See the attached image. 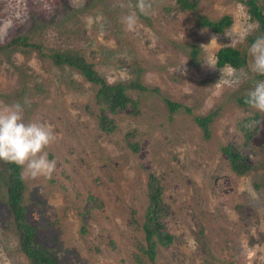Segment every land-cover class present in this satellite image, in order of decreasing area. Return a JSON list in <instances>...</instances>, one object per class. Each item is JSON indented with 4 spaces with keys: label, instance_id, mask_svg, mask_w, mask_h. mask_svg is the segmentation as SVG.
Masks as SVG:
<instances>
[{
    "label": "rangeland",
    "instance_id": "obj_1",
    "mask_svg": "<svg viewBox=\"0 0 264 264\" xmlns=\"http://www.w3.org/2000/svg\"><path fill=\"white\" fill-rule=\"evenodd\" d=\"M136 3L0 0V42L26 33L44 53L82 54L108 82L136 79L158 90H129L138 99L137 113L116 111L113 130L104 131L97 125L93 86L77 69L33 49L0 50V102H20L25 121L48 123L57 136L46 149L56 161L51 177L22 178L26 218L59 264H264V187L252 186L264 178V113L236 102L264 80L248 69L253 41L241 39L245 33L256 37L258 28L237 0H199L207 16H231L223 33L198 27L191 11L178 10L174 0H151L148 15ZM133 11L138 23L127 31L122 18ZM191 43L201 47L196 64L189 62ZM222 44H240L246 67L209 66ZM162 97L181 106L168 111ZM208 112L213 115L204 136L193 115ZM254 112L255 118L244 120ZM239 125L256 129L246 144ZM127 130L134 150L127 146ZM226 142L245 152L247 172L228 167L220 150ZM147 172L160 180L170 209L164 222L173 234L169 245L156 247L153 262L134 258L142 234L130 215L142 213ZM89 195L101 203L84 213L80 231L79 213ZM0 264H27L2 178Z\"/></svg>",
    "mask_w": 264,
    "mask_h": 264
},
{
    "label": "trees",
    "instance_id": "obj_2",
    "mask_svg": "<svg viewBox=\"0 0 264 264\" xmlns=\"http://www.w3.org/2000/svg\"><path fill=\"white\" fill-rule=\"evenodd\" d=\"M245 5L248 19L255 22L258 28V35L264 34V0H237ZM176 8L181 11H191L194 21L198 27H207L215 33H223L231 23V16L222 13L218 17L212 18L204 14L198 8L199 0H174ZM255 37L247 35L248 43L252 42ZM240 44L230 45L222 44L214 52V65L217 68L230 66L234 69L246 67L245 50L239 46ZM188 50L189 62L196 64L199 60L198 53L201 50L200 45L191 43ZM2 49H18L26 52L27 50H36L38 54L48 57L49 61L54 64H66L77 69L83 77L93 86L92 99L97 104V125L104 131H111L114 128L113 118L111 114L116 111L126 110L130 114L137 113L138 99L129 94V90H153L157 92V87H146L145 84L136 79L114 80L108 82L93 67L82 54L64 51H50L44 53L39 43L30 41L26 33L11 36L9 39L0 42V50ZM259 76V75H258ZM260 78V77H259ZM247 93L236 98V102L242 106H247L245 98ZM168 111L175 110L181 106V103L162 97ZM189 110L188 107H184ZM256 112L244 120L256 117ZM212 113L208 112L203 115H193L194 121L200 125L203 135H208L207 122L212 118ZM238 126V124H237ZM242 143L246 144L248 138L256 131L255 127L246 126ZM131 130L125 132L126 143L130 149L136 148V143L130 139ZM220 150L226 157L228 167L236 174H243L251 168V163L246 157L245 152L241 151V147L237 143L226 142L220 146ZM0 178L4 183L5 204L12 223L17 240L18 249L27 259V264H59L55 253H53L45 244L37 237L36 227L26 218L27 205L22 202V193L24 189L20 168L11 163L0 161ZM259 185L264 187V178L260 181H253L252 186L255 188ZM101 200L89 195L84 202L83 210H80L81 226L80 231L85 230L86 221L83 218L85 213H89V208L93 205H100ZM170 212L169 205L163 199L160 180L153 172L146 173L145 180V203L140 216H133V210L130 211L131 219L138 224L141 231V240L136 242V251L134 258L140 261L139 256H144L151 262L155 258V250L157 246H167L173 240V234L168 230L164 218ZM138 252V253H137Z\"/></svg>",
    "mask_w": 264,
    "mask_h": 264
},
{
    "label": "clouds",
    "instance_id": "obj_3",
    "mask_svg": "<svg viewBox=\"0 0 264 264\" xmlns=\"http://www.w3.org/2000/svg\"><path fill=\"white\" fill-rule=\"evenodd\" d=\"M135 8L140 14L148 15L152 9L151 0H137ZM136 11L122 18L127 31H134L138 23ZM247 33L241 36L246 39ZM215 39V37H213ZM202 46V45H201ZM248 69L264 76V34L257 35L247 47ZM215 67L214 64L208 63ZM231 75H235L233 70ZM29 102L26 100L25 104ZM245 103L252 109L264 113V80H259L249 90ZM24 105L0 102V161L17 165L21 177L50 178L56 167V161L49 159L48 149L57 139L52 125L43 121H25Z\"/></svg>",
    "mask_w": 264,
    "mask_h": 264
}]
</instances>
